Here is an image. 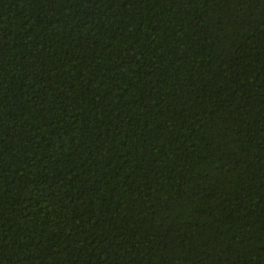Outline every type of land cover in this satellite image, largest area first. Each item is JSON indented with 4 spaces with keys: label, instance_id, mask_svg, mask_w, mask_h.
<instances>
[{
    "label": "trees",
    "instance_id": "1",
    "mask_svg": "<svg viewBox=\"0 0 264 264\" xmlns=\"http://www.w3.org/2000/svg\"><path fill=\"white\" fill-rule=\"evenodd\" d=\"M0 264H264V0H0Z\"/></svg>",
    "mask_w": 264,
    "mask_h": 264
}]
</instances>
